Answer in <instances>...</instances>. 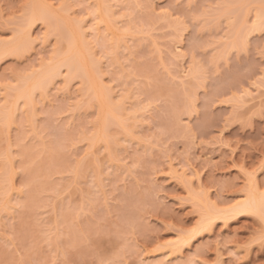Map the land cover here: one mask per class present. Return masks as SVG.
<instances>
[{"label": "rangeland", "instance_id": "1", "mask_svg": "<svg viewBox=\"0 0 264 264\" xmlns=\"http://www.w3.org/2000/svg\"><path fill=\"white\" fill-rule=\"evenodd\" d=\"M29 1L0 0V44L19 28L30 32L26 49L0 57V109L15 101L27 72L52 61L61 42L45 20L28 27ZM64 1L45 0L56 9ZM69 1V16L84 25L103 63L102 82L114 100L127 101V120L109 124L108 138L117 144L93 143L99 106L80 76L68 83L67 66L34 94V120L24 98L16 100L9 128L0 114V154H14L16 172L12 184L13 167L7 170L0 155V206L7 205L0 207V264H149L170 257L173 264H264V219L222 211L247 198L254 175L264 192V16L255 25L263 0H108L125 39L119 49L114 43L116 52L110 42L120 36L108 42L104 30L93 31L100 19L94 0ZM240 14L252 28L244 23L246 44L231 47ZM47 141L57 145L62 164L45 155ZM28 165L37 168L34 188L23 182ZM212 205L223 216L218 210L201 228ZM73 226L78 232L69 233Z\"/></svg>", "mask_w": 264, "mask_h": 264}, {"label": "bare ground", "instance_id": "2", "mask_svg": "<svg viewBox=\"0 0 264 264\" xmlns=\"http://www.w3.org/2000/svg\"><path fill=\"white\" fill-rule=\"evenodd\" d=\"M47 1V0H46ZM68 1L69 0H66V1H64L62 4H61V6L59 7V9H56V8H53V7H51L50 5L51 4H49L48 2H45V0H30L29 2L30 3H28L29 5H27L28 6V10H27V17L26 18H28L27 20H28V23H29V25H28V27L29 26H32L33 25V23L36 21V20H38V19H40V20H45L47 23H49L51 26H53L54 27V30L56 31V33H57V35L58 36H60L59 37V41H61L62 43H64L65 42V46H64V48L63 47H61L60 48V43L59 44H57L58 46L56 47V49H55V53H54V56L52 57V61L51 62H49V63H44L43 64V66L41 67V69L40 70H38V71H33V72H27L26 73V75H24L23 77H22V79H20L21 80V82L20 81H18V82H20V84H18V88H16L15 90V92H16V99H15V101L13 100V102H12V104L10 105L9 104V107L7 106H4V107H2L1 109H0V114H1V117H3V119H1L2 121H3V126L2 127H4L5 126V128H9L10 127V124L12 125V123L15 121L14 120V115H15V113L14 112H16L15 110L18 108L19 109V105L17 106L16 104H18L17 103V101L16 100H18L19 98H24L25 99V101H24V105L26 104L27 105V108L26 107H24V109H25V111H26V113L28 112V114H26L27 115V119L29 118V120L28 121H31V120H34V118H31L30 119V117H33V116H35L34 115V109L36 108L35 106H36V104H35V102L37 101H35V99H34V94L36 93V91L37 92H39V91H42V90H44V92H45V90H46V88L48 87V85L50 84V83H52V81H53V78L55 77V76H58L59 75V73H60V68L62 67V66H67L66 68L69 70V72H68V74H70V76L68 75L67 76V78L70 80L72 77L73 78H76V76H80V78L81 79H83L82 81H84L85 83H84V86H85V84H86V86H85V89L87 90L86 92L88 93V90H89V94H91V92H92V102H94L95 104H98V106H99V111H98V120L96 121V123H98V126H97V124H96V126L98 127H96L95 126V132H92V134H93V137L92 138H94V139H92L93 141V143H95V142H97L98 140H100L101 138H104L105 139V141L107 142H110V143H107L109 146H111V140L115 143V144H117L118 143V140H117V142L114 140V138L112 137H110V138H108L111 134H109V124H112L111 123V121L114 119V118H118V116H121L120 118H121V120L119 121V123L121 124V125H125L124 123H125V120H127V119H122V114H126V113H124L126 110H124L126 107H125V103L127 102H125L124 100H114L113 99V97H112V94H111V91L112 90H110L109 89V87L108 86H105L104 85V83L102 82V67H101V63H100V61L101 60H98V58H96L97 56L94 54V52H95V48H94V51H93V49H92V47H94L95 45H92V43L93 42H91L90 40H89V38H88V33L87 34H85V29L83 28V26H82V24H81V22H80V20H78V19H76V17H71V16H69V14H68V9H69V3H68ZM236 1V0H235ZM248 0H244V3H246ZM70 2V1H69ZM93 2V1H92ZM237 2V1H236ZM238 2H239V0H238ZM263 2H264V0H263ZM262 2V3H263ZM94 5H93V7L95 8L94 10H95V12H96V14H97V17L99 18L100 17V19H99V21L97 22V28H95V29H93V31L94 30H96V31H94V32H97L98 34H96L97 36H99V34H101L102 35V33L100 32V31H103L104 30V32H103V34H105L104 36H107L106 38H107V41L108 42H110L113 38L112 37H114L115 39H119V36H120V34H118V29H120L119 27H117V23H119L120 22V19H115L116 18V13L114 14V16H115V18H113V9H112V7L114 6V4L113 5H111L110 3H109V5H107L108 4V0H94ZM92 3V4H93ZM240 5H242L243 4V0H241L240 2ZM239 5V4H238ZM237 6V5H236ZM261 6H263L262 8H260ZM260 7H259V12H258V17L256 18V20H255V25H257V26H260V23H262V22H260V20L262 19V17L264 16V5L262 4ZM132 8V7H131ZM237 8H241L240 6H237ZM106 9V10H105ZM243 10V9H242ZM107 11V13L109 14L108 16L109 17H106L105 15H107V13H105ZM241 11V10H240ZM111 13V14H110ZM241 13L244 15V13H245V11H244V13L241 11ZM243 15H241L240 14V16H241V18H243L242 19V22H241V24L238 26L236 23L237 22H234L233 21V23H235L236 25V27H237V29L236 30H234V32H233V29L234 28H236L235 26L233 27V29L231 30V32H232V34H230V35H232L231 37H233L234 36V38H232L228 43L230 44V42H231V47H233L232 46V44L234 45V46H239L240 44V46H243V44H246L245 43V41L247 40V30L245 31V29H243V25H244V23H246L245 21V17L246 16H243ZM243 16V17H242ZM111 18V19H110ZM235 18V17H234ZM260 18V19H259ZM84 19V18H83ZM247 19V18H246ZM119 20V22H117ZM259 20V21H258ZM84 21V20H83ZM262 21V20H261ZM239 22V21H238ZM103 23V24H102ZM131 23V22H130ZM48 24V25H49ZM132 24V23H131ZM263 24V23H262ZM261 24V25H262ZM99 25H101V26H99ZM105 27H103V26ZM249 26L247 23L245 24V28L247 27V26ZM254 25V23L252 24V26ZM257 26H255V29H256V27ZM24 26H22V28H23ZM27 27V28H28ZM104 29H103V28ZM116 27V28H115ZM122 27V26H121ZM126 27V26H125ZM129 27H130V25L127 27L128 29H129ZM250 27V26H249ZM100 28H102V30H100ZM118 28V29H117ZM127 28H125V29H127ZM131 28V27H130ZM232 28V27H231ZM252 28V27H251ZM251 28H249L248 29V27L246 28V29H248V30H251ZM258 28V27H257ZM50 29V28H49ZM122 29V28H121ZM124 29V28H123ZM242 29H243V31H242ZM19 31H18V33L11 39H9V40H7V41H4V42H2V44H0V57L1 56H3V55H5V54H9V53H12V52H19V51H21L22 49H26L27 47H28V42H27V44H26V39H27V36H28V33H30V32H28L27 30H29V28L26 30V31H24L23 29H22V31L20 30V28L18 29ZM98 30V31H97ZM131 30V29H130ZM50 31H51V29H50ZM123 31H125V30H123ZM246 32V33H243V32ZM130 32V31H129ZM249 32V31H248ZM251 32V31H250ZM93 33V32H92ZM120 33V32H119ZM122 33V32H121ZM123 33H125V32H123ZM235 33V34H234ZM117 36H116V35ZM87 35V36H86ZM90 35V34H89ZM91 35H93V34H91ZM95 35V36H96ZM100 35V36H101ZM109 35V36H108ZM111 35V36H110ZM123 35V34H122ZM122 35L120 36V41L119 40H115L114 39V41H116V42H113V40L110 42V43H113L112 45H113V47H112V49L113 48H117L118 47V43L120 42L121 43V40H122ZM28 37H30V36H28ZM109 37L111 38L110 40H109ZM122 37V38H121ZM100 38V37H99ZM91 39V38H90ZM124 39V38H123ZM30 40V39H29ZM125 40V39H124ZM124 40H122V41H124ZM105 41V40H104ZM30 42V41H29ZM106 42V41H105ZM107 43V42H106ZM114 43L116 44L117 43V47H115L116 45H114ZM120 43H119V45H120ZM27 46H26V45ZM96 44V43H95ZM102 44V43H101ZM29 45H30V43H29ZM109 45V44H108ZM123 45V44H122ZM126 45V44H125ZM25 46H26V48H25ZM229 46V47H230ZM176 47V46H175ZM226 47V46H225ZM228 47V46H227ZM120 47H118L117 49H119ZM178 48V47H177ZM62 49H64V50H62ZM98 49V48H97ZM116 49V51H118ZM182 49V48H181ZM180 48H179V50H181ZM114 50V49H113ZM115 51V50H114ZM115 51V52H116ZM178 51V50H177ZM113 52V51H112ZM97 53H98V51H97ZM120 54V53H119ZM180 54V53H179ZM184 55H185V53H183ZM118 55V54H117ZM96 56V57H95ZM116 56V55H115ZM114 56V57H115ZM183 56V55H182ZM99 57V56H98ZM100 58H101V56H100ZM118 58V57H117ZM117 60V59H116ZM103 64V63H102ZM141 66H143V65H141ZM198 67V66H197ZM197 70H198V68H197ZM194 72V71H193ZM104 73V72H103ZM186 73V72H185ZM187 74H189V72L187 73ZM187 74H186V76H187ZM193 74V73H192ZM70 77V78H69ZM73 78L69 81L68 80V83H70L72 80H73ZM65 81H66V79H65ZM17 82V83H18ZM66 85H67V83H66ZM13 87V86H12ZM112 88V87H111ZM143 90V89H142ZM144 91V90H143ZM44 92H43V94H44ZM189 93V92H188ZM128 95H126V97H127ZM190 96H192V95H190ZM18 97V98H17ZM123 97H125V96H123ZM35 98H36V96H35ZM121 98V97H120ZM124 99V98H123ZM191 99V98H190ZM125 100H126V98H125ZM19 102V101H18ZM125 102V103H124ZM139 102V101H138ZM37 103V102H36ZM193 103V102H192ZM13 105V106H12ZM139 105H140V103H139ZM139 105H138V107H139ZM11 106V107H10ZM128 106V105H127ZM136 106V105H135ZM187 106H188V104H187ZM17 107V108H16ZM131 107V109H132V106H130ZM142 107H143V105H142ZM141 107V108H142ZM145 107V106H144ZM22 108V107H21ZM128 108V107H127ZM126 108V109H127ZM138 109H140V108H138ZM143 109V108H142ZM123 110H124V112H123ZM134 110H135V107H134ZM137 110V109H136ZM24 111V110H23ZM139 111V110H138ZM36 112V111H35ZM133 112V111H132ZM131 113V112H130ZM144 113V112H143ZM0 117V118H1ZM137 117V116H136ZM16 118V117H15ZM125 118V117H124ZM18 120V119H17ZM115 120V119H114ZM123 120H124V122H123ZM1 121V122H2ZM116 121V120H115ZM32 123V122H31ZM116 123V122H115ZM34 124V123H33ZM119 124V125H120ZM137 124V123H136ZM135 124V125H136ZM127 125V124H126ZM135 125H133V126H135ZM137 126V125H136ZM125 127H123V129H124ZM127 128H128V126H127ZM7 130V129H6ZM130 130V129H129ZM3 131H4V128H3ZM128 131V130H127ZM132 132H133V128H132ZM131 131L129 132L128 131V133L127 132H125V133H127V136H128V134H130V133H132ZM91 134V135H92ZM132 134H130V136H131ZM127 136H126V138H127ZM21 138V137H20ZM131 138H133L132 136H131ZM62 139V138H61ZM45 141V140H44ZM43 141V142H44ZM95 141V142H94ZM39 142L41 143V141H38V142H36V143H38L39 144ZM42 142V144H43V146H44V144H45V142L43 143ZM48 142V141H47ZM46 142V143H47ZM50 142V141H49ZM48 142V143H49ZM60 142V141H59ZM51 143H53V142H51ZM114 143L112 144V145H114ZM121 143V142H120ZM31 144H34V143H31ZM30 144V145H31ZM38 144H34L35 145V148L37 149V146H39ZM41 144V145H42ZM46 145V144H45ZM48 145V144H47ZM54 145V144H53ZM55 145H56V143H55ZM29 146V145H28ZM42 146V147H43ZM57 146V145H56ZM56 146H52V145H50V143H49V145H48V147H46V148H48V149H46L45 147V155H48V154H46V153H48L49 152V155H50V157L49 156H47V157H49V158H47V159H49V161H51V162H53V160H55L56 161V164H58V163H61L62 162V160H63V158H59V159H56V158H58L59 156H61V155H56ZM11 147V146H10ZM10 147H7V150H9V152H11V150L9 149ZM21 147V146H20ZM27 147V146H26ZM40 147V146H39ZM39 147H38V149H39ZM24 148V149H23ZM21 147V151H22V153L24 152H26L25 154H27V152L28 153H30V150H31V148L30 147H27V148H29L28 149V151L25 149V147ZM112 148H113V146H112ZM37 149V150H38ZM36 150V151H37ZM60 150V149H59ZM58 150V152L60 153V151ZM46 151H48V152H46ZM5 152V151H4ZM8 152V156H11L12 154H10ZM12 153V152H11ZM55 153V154H54ZM31 154V153H30ZM61 154V153H60ZM116 154V153H115ZM0 155H2V158H3V155H5L6 156V154H3L2 152H1V154ZM14 155V154H13ZM12 155V156H13ZM56 155V156H55ZM5 156H4V159H3V161L6 163V165L8 164V167H7V170H8V168H9V166H11V167H13V163H14V160H15V157H13L12 158V156L11 157H7L6 156V158H5ZM27 157L29 156H31V155H26ZM112 156H114V155H112ZM111 156V157H112ZM11 158V159H10ZM115 158V157H114ZM13 160V163H12V161L10 162V160ZM113 159V158H112ZM1 160V159H0ZM6 160H8V162H6ZM3 161L1 162V163H3ZM31 160H29L28 159V162H30ZM54 161V162H55ZM80 161V160H79ZM78 161V162H79ZM27 162V163H28ZM51 162H49V163H51ZM12 163V164H11ZM23 163H26V162H23ZM23 163L21 164L22 165V168L24 169L25 167H23ZM48 163V164H49ZM31 164V162L29 163V165ZM62 164V163H61ZM26 165V164H25ZM24 165V166H25ZM26 166V169L25 170H28V172L26 173V177H25V181H23L24 182V184H25V182L27 183V185H30L29 186V188L30 187H32L33 186V188H34V186H35V184H37V182L35 181L36 180V178L37 177H35L34 178V176H37L38 174H36L37 173V168H35L33 165H34V163H33V165H32V167L31 166ZM37 165V164H36ZM51 165H53V163L51 164ZM50 165V166H51ZM5 166V165H4ZM15 167V166H14ZM14 167L13 168H9V170H8V173H9V175H10V177H11V179H12V184H13V179H14V174H16V172H15V170H14ZM27 167H29V168H27ZM83 167V164H82V161L77 165V167L75 166V170L74 171H77L75 174H77V173H80L81 171H82V168ZM177 167V166H176ZM38 168L40 169V167L38 166ZM76 168H77V170H76ZM174 168V167H173ZM11 169V170H10ZM188 169V168H187ZM187 169H184L183 171L184 172H186L185 170H187ZM176 170V169H175ZM174 171V170H173ZM181 171V170H180ZM179 171V172H180ZM4 172V171H3ZM175 172V171H174ZM177 172V171H176ZM176 172H175V174H176ZM178 172V173H179ZM190 172V171H189ZM5 173V172H4ZM82 173V172H81ZM80 173V174H81ZM183 173V172H182ZM181 173V174H182ZM36 174V175H35ZM79 174V175H80ZM184 174V173H183ZM182 174V175H183ZM186 174L187 173H185V177H186ZM4 175V174H3ZM6 175V174H5ZM78 175V174H77ZM76 175V176H77ZM97 175H98V172H97ZM100 175H98V178L100 179V177H99ZM184 176V175H183ZM188 176V175H187ZM5 177V176H4ZM181 177V176H180ZM185 177H183L185 180L189 177H187V178H185ZM197 177V176H196ZM252 177V176H251ZM200 178V177H199ZM253 178V180L252 181H254V183L253 182H251V183H253V185L255 186H252L251 185V192H250V194H248V196H247V198L244 200V201H242L241 203H239V204H237L236 206H233V207H230V208H228V209H225V210H222L224 213H229V212H234V214H236V213H251V214H253V213H255V214H258V216L260 215L261 217H262V219H264V192L263 193H260V189H259V186H261L260 185V183L259 182H257V180H256V176L254 175V177H252ZM34 179V180H33ZM182 179V178H181ZM189 179V178H188ZM5 180H7V179H5ZM4 180V181H5ZM8 181V180H7ZM189 181H190V179H189ZM11 182H9V184L11 183ZM31 182H33V183H31ZM188 182V181H187ZM192 183V182H191ZM191 183H189L188 182V184L190 185V186H192V184ZM23 184V183H22ZM32 184V185H31ZM194 185V184H193ZM36 186H38V184L36 185ZM198 186H200V185H198ZM10 187L11 186H9V189H10ZM13 188H14V185L12 186ZM25 187H26V184H25ZM253 187V188H252ZM12 188V189H13ZM29 188H27V190L29 191ZM195 187H193V189H194ZM12 189H11V191H12ZM260 190L259 192H257V190ZM8 190V189H7ZM32 190V189H31ZM195 190V189H194ZM9 191V190H8ZM20 191V190H19ZM28 191H27V193H28ZM197 191V190H196ZM195 191V195H197V192ZM10 192V191H9ZM9 192H7V193H9ZM24 192H26V191H24ZM4 193V192H3ZM5 194L6 196L8 195V194ZM20 193H21V191H20ZM19 193V194H20ZM32 194V197L31 196H29L28 194V196H29V198H31L30 200H34L33 199V192L32 191H30L29 192V194ZM201 193H202V191H201ZM18 194V193H17ZM30 194V195H31ZM193 194V193H192ZM208 194V193H207ZM194 195V196H195ZM205 195V194H204ZM20 196V195H19ZM22 198H23V196H21ZM27 197V196H26ZM35 197V196H34ZM197 197V196H196ZM200 197H202L201 195H200ZM204 197H206V196H204ZM3 198V197H2ZM7 198V197H6ZM5 198V199H6ZM28 198V197H27ZM28 198V199H29ZM199 200H202V199H200L199 197H197ZM4 199V198H3ZM2 199V200H3ZM4 199V200H5ZM26 199V198H25ZM205 199V198H204ZM207 199H208V196H207ZM27 201V200H26ZM7 204H9V202H8V200L7 201H5ZM6 203H4L5 205H6ZM26 203V202H25ZM7 206V205H6ZM6 206H3V204L0 206V207H5L6 208ZM11 206H13V207H11ZM10 208H14V205H10ZM212 208H214L212 211H209V213H208V216H209V219H208V217L206 218H204V216H203V220H202V222L204 221V220H206L205 221V223L203 222V224L201 223V228H202V225L204 226V224H205V226H207L208 225V221L210 220V222L211 223H209V225L208 226H210V224H212V219H213V221H214V219L215 218H217L218 217V215L217 216H215L214 214H216V212H219L221 209H218L217 210V208L215 207V206H213L212 205ZM17 209V208H16ZM15 209V210H16ZM83 209H84V207H83ZM0 210H1V208H0ZM208 209H206V211H207ZM203 212V211H202ZM208 212V211H207ZM220 213H221V217L223 216V214H222V212L220 211ZM67 214V213H66ZM66 214H62V215H64V218L66 217L65 215ZM204 215H205V213H204ZM208 219V220H207ZM226 219V218H225ZM264 221V220H263ZM204 226V227H205ZM70 227H72V226H70ZM69 227V228H70ZM83 227V226H82ZM81 227V229L80 230H83V228ZM68 228V227H67ZM86 229V228H85ZM70 230V229H69ZM72 230L74 231L75 229H74V226H73V229L71 228V230L69 231V233H71L72 232ZM75 231H77V230H75ZM75 231H74V233H75ZM78 232V231H77ZM82 232V231H81ZM73 233V235H75V236H73V237H76V235L77 234H74ZM72 235V234H71ZM73 237H72V239H73ZM77 238V237H76ZM184 238H188V237H185L184 236ZM183 238V239H184ZM74 240V239H73ZM77 240V239H76ZM187 240H189V238L187 239ZM184 241H186V239H184ZM177 249H179L178 251H177ZM177 249L175 250V248L173 249L172 248V250H173V252H174V250L175 251H177L178 253H182L181 252V249L182 248H180V247H177ZM172 255V254H171ZM166 256H168V255H166ZM183 257V256H182ZM167 258V257H166ZM173 258V257H172ZM171 257L169 258V259H163V260H159V261H153V262H150L149 264H170L169 263V261L172 259ZM177 258V257H176ZM173 260V259H172ZM171 260V261H172ZM170 261V262H171ZM190 261H192V260H190ZM154 262H156V263H154ZM168 262V263H167ZM171 264H173L172 262H171Z\"/></svg>", "mask_w": 264, "mask_h": 264}]
</instances>
